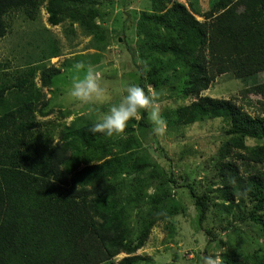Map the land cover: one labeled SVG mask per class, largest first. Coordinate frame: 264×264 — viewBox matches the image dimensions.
Wrapping results in <instances>:
<instances>
[{"label":"rangeland","instance_id":"1","mask_svg":"<svg viewBox=\"0 0 264 264\" xmlns=\"http://www.w3.org/2000/svg\"><path fill=\"white\" fill-rule=\"evenodd\" d=\"M49 1L42 0L34 16L26 9L9 13L8 32L0 39V88L7 86L4 100L8 105L19 107L26 100L34 104L33 113L27 112L23 117L37 124L27 132L32 144L58 140L65 127L94 123L111 104L119 103L127 85L140 86L138 64L147 73L154 70L155 57L151 50L142 47L144 35L139 28V17L151 6L150 0H126L127 17L119 0L101 1L96 5L89 1L84 8L88 26L70 16L54 24ZM172 1L184 3L203 21L213 0ZM57 8L60 9L59 3ZM141 49L144 57L139 56ZM80 63L99 72L100 83L111 97L109 104L81 106L68 101L65 90L70 77L76 74L75 66ZM51 67L59 68L60 74L46 87L42 84L41 72ZM258 82H264V71L249 78H236L228 72L218 75L201 96L232 99L252 115H264V99L242 92ZM18 83L23 86H17ZM166 90L149 88L165 120L164 135H155L147 118V125H141V112L139 119L129 121L122 135L101 134L94 146L80 144L79 168L87 165L85 160L90 164L111 160L104 165L109 169L105 177L112 184L110 201H117L123 207L120 209L127 214V226L133 236L145 230L150 213L161 217L149 228L142 247L134 253L121 252L114 262L140 255L141 259L134 264H261L264 232L248 215L251 207L248 196L235 195L232 186L237 189L236 184H229L227 188L216 175L220 162L239 165L243 176H248L252 169L264 170V163L250 164L239 155L247 156L254 141L246 138L248 146L244 150L236 146L231 136L224 133L226 124L220 118L187 126L178 120L177 110L197 98L174 95ZM41 111L49 114L43 116ZM225 144L229 145V152L222 157L225 151L221 148ZM102 154H105L103 158ZM115 160H119L121 168ZM143 160L149 164L145 171L137 168ZM115 167L120 172H115ZM152 175L159 177L158 182H150ZM187 184L199 192L207 191L213 200L203 225L199 223L200 212ZM153 198L158 202L153 203Z\"/></svg>","mask_w":264,"mask_h":264},{"label":"trees","instance_id":"2","mask_svg":"<svg viewBox=\"0 0 264 264\" xmlns=\"http://www.w3.org/2000/svg\"><path fill=\"white\" fill-rule=\"evenodd\" d=\"M41 1L0 0V39L8 32L9 13L26 9L34 16ZM89 1L96 5L113 0H50L51 21L56 24L70 16L88 26L84 8ZM119 1L127 17L126 0ZM150 2L151 6L139 17V28L144 35L142 47L155 57L154 70L147 73L137 65L141 68L140 86L148 94L153 86L197 98L179 107L178 120L191 126L220 118L226 124L224 133L236 146L244 150L248 146L246 138L254 141L247 156L239 154L241 158L254 165L264 163V115H252L232 99L201 96L218 75L232 72L236 78H249L264 71V0H213L203 21L182 2ZM143 53L141 49L139 56L144 57ZM58 74L60 69L56 67L43 70V86H51ZM6 90L7 86L0 88V264H134L140 260V255H131L114 262L121 252L134 253L142 247L149 228L161 217L150 213L145 230L133 236L123 207L110 201L112 184L105 177L109 169L104 165L111 160L103 164L85 160L87 165L79 168L80 144L94 146L102 133L90 131L94 123L75 125L61 130L58 140L32 144L27 132L37 124L23 117L33 113L34 104L26 100L19 107L8 105L4 100ZM242 92L264 99V82L254 83ZM146 118L147 113L142 111L141 125H147ZM221 150L225 157L229 145H223ZM148 165L143 160L137 168L145 171ZM116 166L121 168L120 163ZM216 175L227 188L236 184L237 189L232 186L235 195L248 196V215L264 232V170L252 169L243 176L239 165L220 162ZM172 176L170 179L176 183ZM150 178L152 183L159 177ZM186 188L203 225L213 200L207 191L199 192L191 184ZM151 201L158 202L156 198Z\"/></svg>","mask_w":264,"mask_h":264},{"label":"clouds","instance_id":"3","mask_svg":"<svg viewBox=\"0 0 264 264\" xmlns=\"http://www.w3.org/2000/svg\"><path fill=\"white\" fill-rule=\"evenodd\" d=\"M75 69L76 74L70 77L65 90L68 101L81 106L109 104L111 97L100 83L99 72L91 66L85 68L82 63L77 64ZM125 93L119 103L111 104L108 110L97 118L90 131L108 137L122 135L129 121L139 119L143 111L147 113L153 133L157 136L164 135L165 120L153 96L137 84L127 85Z\"/></svg>","mask_w":264,"mask_h":264}]
</instances>
